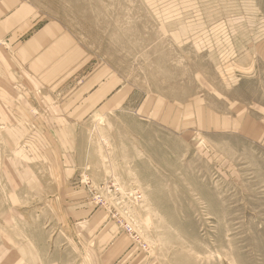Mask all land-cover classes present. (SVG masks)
<instances>
[{
    "label": "rangeland",
    "instance_id": "1",
    "mask_svg": "<svg viewBox=\"0 0 264 264\" xmlns=\"http://www.w3.org/2000/svg\"><path fill=\"white\" fill-rule=\"evenodd\" d=\"M29 1L83 59L0 88V264H264V0Z\"/></svg>",
    "mask_w": 264,
    "mask_h": 264
},
{
    "label": "crops",
    "instance_id": "2",
    "mask_svg": "<svg viewBox=\"0 0 264 264\" xmlns=\"http://www.w3.org/2000/svg\"><path fill=\"white\" fill-rule=\"evenodd\" d=\"M82 57L62 26L46 20L29 0H0V88L59 86ZM106 82L92 93L100 101L110 94Z\"/></svg>",
    "mask_w": 264,
    "mask_h": 264
},
{
    "label": "built area",
    "instance_id": "3",
    "mask_svg": "<svg viewBox=\"0 0 264 264\" xmlns=\"http://www.w3.org/2000/svg\"><path fill=\"white\" fill-rule=\"evenodd\" d=\"M139 196V194H137V197Z\"/></svg>",
    "mask_w": 264,
    "mask_h": 264
}]
</instances>
